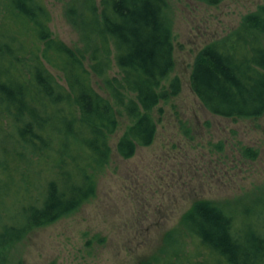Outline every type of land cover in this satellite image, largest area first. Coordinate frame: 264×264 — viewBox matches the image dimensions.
<instances>
[{"label":"trees","instance_id":"obj_1","mask_svg":"<svg viewBox=\"0 0 264 264\" xmlns=\"http://www.w3.org/2000/svg\"><path fill=\"white\" fill-rule=\"evenodd\" d=\"M64 16L80 47L52 35L45 0L2 1L0 264L29 231L95 193L117 117L91 74L131 121L116 144L123 158L152 142L153 108L180 87L176 77L163 84L173 67L167 0H67ZM113 60L118 76L109 74ZM190 82L214 115L264 112V5L199 50ZM252 199L241 209L195 202L141 264H264V191Z\"/></svg>","mask_w":264,"mask_h":264},{"label":"rangeland","instance_id":"obj_2","mask_svg":"<svg viewBox=\"0 0 264 264\" xmlns=\"http://www.w3.org/2000/svg\"><path fill=\"white\" fill-rule=\"evenodd\" d=\"M66 1L45 0L49 28L68 46L80 47L64 16ZM167 2L173 67L163 84L167 87L176 77L180 87L153 108L152 142L138 145L128 158L118 154L117 141L131 121L91 74L94 89L109 100L117 117L95 193L74 211L29 231L10 248L6 264H141L158 252L195 202L241 209L264 191V112L236 119L214 115L190 82L199 50L236 29L264 0ZM109 74L118 76L114 60Z\"/></svg>","mask_w":264,"mask_h":264}]
</instances>
